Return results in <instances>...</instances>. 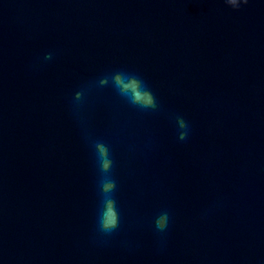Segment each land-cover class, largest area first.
Listing matches in <instances>:
<instances>
[{
    "label": "water",
    "instance_id": "95a60500",
    "mask_svg": "<svg viewBox=\"0 0 264 264\" xmlns=\"http://www.w3.org/2000/svg\"><path fill=\"white\" fill-rule=\"evenodd\" d=\"M0 264H264V0H0Z\"/></svg>",
    "mask_w": 264,
    "mask_h": 264
},
{
    "label": "clouds",
    "instance_id": "9594fccd",
    "mask_svg": "<svg viewBox=\"0 0 264 264\" xmlns=\"http://www.w3.org/2000/svg\"><path fill=\"white\" fill-rule=\"evenodd\" d=\"M225 3L232 9H239L242 5H247L249 0H225ZM116 86L122 95L128 96L131 103L134 105H139L141 108L154 107L156 98L153 92L146 86L143 80L136 77L127 78V82H124V78L117 76L115 78ZM183 121V126L186 131L181 137L185 139L188 135V125ZM109 161H105V167H108ZM112 184H107L105 186V191L111 189ZM169 221L168 213H163L159 216L156 221V228L163 231L167 228ZM119 225V213L115 208L114 202L109 201L106 205L105 211L100 218V228L104 233H111Z\"/></svg>",
    "mask_w": 264,
    "mask_h": 264
}]
</instances>
